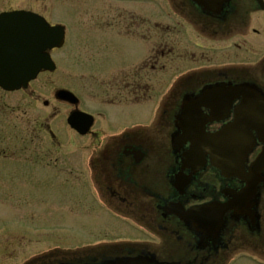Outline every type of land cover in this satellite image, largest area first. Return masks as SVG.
I'll list each match as a JSON object with an SVG mask.
<instances>
[{
    "label": "flooded vegetation",
    "instance_id": "1",
    "mask_svg": "<svg viewBox=\"0 0 264 264\" xmlns=\"http://www.w3.org/2000/svg\"><path fill=\"white\" fill-rule=\"evenodd\" d=\"M140 4V8L123 7L118 11L110 4L104 6V3L92 2L87 11L91 32V36L86 37L87 59L83 66L77 64L73 71H85L89 79L86 92L91 98L89 113L94 118L89 134L83 138H88V148L93 157L87 165V178L77 180L85 186L101 185L109 200L117 199L124 205V210L116 212L139 220L152 219L151 225L161 234L157 248L171 253L169 263L204 264L202 253L189 252L196 249L202 251V227L174 213L167 218L164 212L158 211L161 207L159 202L165 198L171 204L181 205L188 214L210 201L218 200L220 204L230 202L245 184L235 177L225 178L209 163L202 168V164L190 162L194 153L202 156V149L196 150L190 137L175 147L172 139L176 132L177 112L181 117L179 97L182 91L190 92L189 98H195L198 92L183 87L177 94L178 82L174 76L202 71V83H191L187 88L200 85L207 89L243 86L256 90L264 97V25L252 18L253 13H249L251 3L247 2L239 4L243 12L242 23L238 14L234 16L231 13L228 18L231 6L228 3L219 17L220 24L224 25L216 31L217 35L213 37L216 39L198 34L186 36L190 26L180 13L178 16L173 11V20H177V26L184 28V33L173 24H161L156 8H142ZM173 7L182 14H189L186 3H176ZM112 15L119 18L118 21L112 22ZM204 16L202 14L196 19L200 25L206 22ZM248 25H251L250 34H237L239 26ZM115 44L123 50L120 55L109 58L105 49L108 47L107 53H112V50L118 52ZM208 70L220 71L211 74L206 72ZM229 94L217 98L218 103L214 101L215 106L231 101L228 118L207 126L208 132H217L234 121L235 111L243 98ZM252 99L264 106V99ZM43 105L48 114L43 117L39 130L38 127L33 129V134L43 132L45 138L33 136V148L34 151L39 148L46 150L43 146L45 140V144L51 145V150L44 153L51 155L53 152L55 157H60L62 143L53 127V120L60 116V110L50 107L49 101H44ZM215 106L211 102L205 103V107ZM72 108L69 106V110ZM259 110L264 112V108ZM127 111L133 112V115L145 113V118L141 119L140 115L127 122L122 118ZM204 113L212 116L209 109L204 108ZM222 116L217 114V118ZM257 134L258 131L254 130V135ZM260 151L258 146L250 158L251 162ZM141 154H144V161L138 163ZM39 160L38 163H42ZM262 176L263 181L257 188L258 198L251 201L259 221L256 227L250 226L246 239L251 250L264 255V171ZM149 182L151 188H144ZM208 188L211 190L208 191ZM144 194L150 199L147 212L142 211ZM207 195L211 196L208 198ZM128 202L132 206H127ZM159 213L164 221L159 219ZM230 214L233 215L231 223L234 227L241 222L254 224L246 216L244 220L237 218L236 211ZM238 233L243 234L241 230ZM242 240L241 237L238 246L244 243Z\"/></svg>",
    "mask_w": 264,
    "mask_h": 264
},
{
    "label": "rangeland",
    "instance_id": "2",
    "mask_svg": "<svg viewBox=\"0 0 264 264\" xmlns=\"http://www.w3.org/2000/svg\"><path fill=\"white\" fill-rule=\"evenodd\" d=\"M92 2L104 3V6L110 4L111 8L114 7L118 11L123 7L140 8L141 5L136 0H50L45 3L34 0L7 2L0 0V11L10 9L11 7H4L11 4L12 9H28L43 13L53 22L69 24L76 31V40L75 31H70L68 36L73 38V42L64 49L54 52V57L62 62L64 67L66 63L74 65L76 58L79 65L87 59L86 37L91 36L87 24V11ZM157 3L162 4L166 1L157 0ZM142 5V8H155L151 4ZM156 13L159 18H164L158 10ZM257 16L264 25V13ZM118 19L114 15L111 16L112 22ZM74 42L78 50L72 52ZM107 48L105 55L109 58L120 55V51L123 50L119 44H115L114 48L118 52L112 50V53L108 51V54ZM75 81L76 79L72 78L66 69L60 67L56 73L42 75L28 92L10 94L0 91V264H29L31 260L35 264H56L62 259H67L70 250L77 251L76 247L88 245L95 240L144 235L131 229L127 220L122 218L112 220L105 214V210L98 207L97 201H92L85 187L76 181L72 183V179L86 178L82 177L81 173L86 170V164L93 156V152L86 147L90 143L88 138L77 136L74 132L71 136L66 124L69 106L56 101L51 94L57 86L71 85ZM88 84L87 79L81 80L80 92L87 91ZM83 99L84 108L86 105L89 108L91 98L84 93ZM46 100L50 101V107L55 106L60 110V116L53 120V127L62 143L60 157L62 165L58 170H64L63 172L49 169H57L55 163L59 164L54 160L53 152L51 155L45 154L51 150L49 143L45 144L44 140L43 146L47 149L39 148L36 151L32 144L33 136L45 138V133L33 134V129L38 127L39 130L43 117L48 114L43 105ZM133 114L127 111L122 118L127 122L139 118L140 115L141 119L145 118V113ZM12 155V158H8ZM39 159L42 163H37ZM48 163L53 167L44 169ZM48 178L55 181L50 182ZM98 189L100 193L95 187L97 195L94 194L93 197L100 200L101 196L102 200L108 203L109 199L103 187L100 185ZM40 228L48 229L44 231L48 234L46 237L31 233ZM117 248L112 247L109 250ZM246 251L242 249L232 256H241L243 255L241 253ZM99 252L102 250H96L95 254ZM228 262L225 264L230 263ZM232 264L256 263L248 258H240L235 259Z\"/></svg>",
    "mask_w": 264,
    "mask_h": 264
},
{
    "label": "water",
    "instance_id": "3",
    "mask_svg": "<svg viewBox=\"0 0 264 264\" xmlns=\"http://www.w3.org/2000/svg\"><path fill=\"white\" fill-rule=\"evenodd\" d=\"M202 2L208 5H214V1L212 0H202ZM213 8L215 7H210L212 11H215ZM5 41H10V43L16 42L17 46L22 47L24 50V63L3 64L2 67H4V70L0 71V86L6 90L15 91L22 86L26 87L27 83L36 78L37 74L43 68L52 69L48 68L51 61L47 54V50L61 47L64 44V33L60 28H51L48 23L39 16L26 12H15L0 17V43H6ZM15 53L18 54L19 51L16 50ZM243 93L246 94V91ZM242 113L244 117L241 118L233 130L228 128V130L216 136L202 134L206 136H202V147H210L215 152L221 144L223 148L222 153L217 154L221 155L222 158L218 159L215 153H213L211 157L212 164L221 169L226 177L236 176L246 180L248 183L247 189L241 193L237 205H228L229 208L235 209L237 206L242 212H246L248 210L250 198L253 195L249 194L250 192H254L253 189L256 188L258 171H253L250 177L244 175V163L249 153L248 151L251 148V145L247 142V139H245V134H247V120H245L248 114L247 106L243 107ZM241 134L243 136H241ZM218 223H215L216 228H218ZM107 264L151 263L144 258H130L117 259Z\"/></svg>",
    "mask_w": 264,
    "mask_h": 264
}]
</instances>
